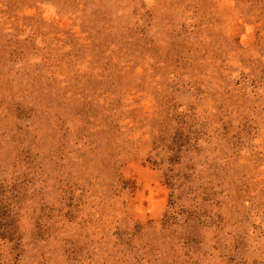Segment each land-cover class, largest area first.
<instances>
[{
  "label": "rangeland",
  "instance_id": "1",
  "mask_svg": "<svg viewBox=\"0 0 264 264\" xmlns=\"http://www.w3.org/2000/svg\"><path fill=\"white\" fill-rule=\"evenodd\" d=\"M92 262L264 264V0H0V264Z\"/></svg>",
  "mask_w": 264,
  "mask_h": 264
},
{
  "label": "trees",
  "instance_id": "2",
  "mask_svg": "<svg viewBox=\"0 0 264 264\" xmlns=\"http://www.w3.org/2000/svg\"><path fill=\"white\" fill-rule=\"evenodd\" d=\"M67 251H68V249H67ZM70 254H71V252H70ZM87 259H89V261H90V263H91L90 256L87 257ZM92 264H93V262H92ZM100 264H105V263L100 262Z\"/></svg>",
  "mask_w": 264,
  "mask_h": 264
}]
</instances>
